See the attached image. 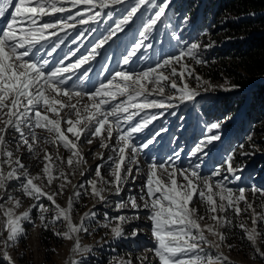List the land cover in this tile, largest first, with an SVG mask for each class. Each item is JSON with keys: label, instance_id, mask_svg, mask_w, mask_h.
I'll return each instance as SVG.
<instances>
[{"label": "snow or ice", "instance_id": "snow-or-ice-1", "mask_svg": "<svg viewBox=\"0 0 264 264\" xmlns=\"http://www.w3.org/2000/svg\"><path fill=\"white\" fill-rule=\"evenodd\" d=\"M125 2L126 0H0V18L7 17L4 27L0 28V191L7 195L9 188L13 187L10 182L17 181L19 190L28 198L37 201L19 215L15 213V208L21 206L20 200L9 196L13 207H5V204L0 203L4 217L3 229L7 232V238L3 241L5 247L15 245L24 235L22 225L24 221L31 219L33 208L39 209V219L44 222L45 229L57 222L66 225L65 231L55 233L57 236L73 239L75 234L86 232L85 220H91L96 213L85 212L79 224L72 221L74 204L82 195L79 189H84L87 185L92 195L101 201L106 200L104 192L111 189H114L115 195H120L129 177L133 176V167L136 174H140L138 153L141 148H148L154 143L155 137L167 131L160 129L154 132L143 145L137 147L132 140L133 134L142 132L158 116H145L139 121L136 118L146 110L171 108L174 107V100H192L198 95L186 83L178 86L173 79L179 77L183 80L185 75L194 74V69L181 62L190 57L196 63H201L196 55L198 44H192L176 55L163 58L153 67L140 71L118 70L106 83H100L90 90L78 89L75 82L69 83L73 81V77L78 81L88 79L91 69L85 65H90L100 55L99 49L118 38V34L133 22L142 7H152L156 10L142 25L140 39L133 40L127 54L122 58L123 65H129L132 57L145 47L144 40L147 39L148 32L165 15L170 0H164L159 6L152 3V0H134V4L126 9L121 18L113 21L114 26L108 27L106 34L88 49L87 54H81L73 61L71 57H76L79 48L70 50L55 65L45 58L52 56L63 43V40H59L61 32L66 33L77 25L98 23L105 15L111 19L112 14L105 10ZM52 37H57L58 42L45 55H39L41 48L37 46H42V42ZM76 42L73 40V43ZM177 64L181 65L180 71L175 67ZM166 88L175 90L179 95H165ZM220 127V123H213L208 131L212 132ZM40 132L46 135H41ZM114 134L116 143L110 145ZM82 138L89 145L99 139L101 148L111 149L113 155L107 157L105 163L109 165L112 180H104L101 169L105 167V163L97 165L94 171L98 179L81 183L69 197L67 206L61 207L56 203L55 197L62 193L65 183L71 181L63 170L64 159L49 153L43 146H62L70 153L66 161L67 167L79 168L81 164L87 163L80 151ZM219 139L218 134L207 136L190 149V155H206L207 145ZM13 142L16 144L15 150L10 147ZM21 148H25L32 158L41 161L43 167L40 173L33 175L21 157L15 154ZM97 155L102 161L105 160L103 154ZM179 156V151L174 152L167 158V164L150 161L144 184L140 188V199L143 203H137L136 196L129 195L126 200L118 202V208L149 210L148 219L151 221V231L156 242L153 251L158 264H225L228 257L223 253L215 256L202 254L205 253V245L219 249L226 240L219 228L225 225L235 226L227 216L217 213H225L231 209L239 216V203L243 201L247 205L245 211L252 210L253 227L249 229L243 223L238 227L253 245L260 235L257 222L264 223V213L255 212L252 204L247 201L244 188H240L236 195L222 183L213 182L212 176L220 175L221 169L214 170L212 176L203 177L199 172V164L178 168L173 158L178 160ZM232 160L233 156L226 158V171L238 180L239 176L235 173L239 169L232 167ZM161 173H167L166 177L162 178ZM81 175L85 173L81 171ZM57 179L63 181L59 185V192L44 191L41 184L46 181V186H51ZM37 181L41 183L38 184ZM98 183L102 186L98 187ZM251 191L264 195V189L253 188ZM41 197H46L55 208L50 219L45 215L48 208L38 203ZM3 199L4 196H0V200ZM196 200L206 205L207 218L214 221V224L201 223L206 216L199 214L195 207ZM135 218L138 219L139 216ZM127 219L125 216L118 217L122 223ZM112 232L120 237L123 229L119 226L113 227ZM206 232L216 239L209 240ZM0 235L3 233L0 232ZM72 251H84L78 237ZM256 252L264 257V252L259 248H256ZM3 255L11 262L8 252ZM71 264L79 262L73 260Z\"/></svg>", "mask_w": 264, "mask_h": 264}, {"label": "rangeland", "instance_id": "rangeland-1", "mask_svg": "<svg viewBox=\"0 0 264 264\" xmlns=\"http://www.w3.org/2000/svg\"><path fill=\"white\" fill-rule=\"evenodd\" d=\"M164 0H152V3L159 6ZM186 3L185 16L176 27L171 28L169 23L175 17V11L182 9ZM134 4V0L126 1L122 5L113 7L111 14L123 10L120 13V18L125 14L126 9ZM209 1L207 0H170L168 8L165 10V15L157 23V25L147 34V39L144 40L145 47H142L136 56L132 57L129 65L118 69L120 66L114 67L113 51L107 55V59L98 65L94 73H89V78L84 81H78L73 77L78 89L90 90L100 83H106L107 80L118 70L126 69L140 71L148 67L155 66L163 58L176 55L181 50H186L192 44H198L196 49L197 58L201 63H196L192 58L188 57L182 61V64H187L191 69H194L192 76H187L182 79L173 77L178 86L187 84L190 90L198 93L192 100L172 101L174 107L165 109H150L137 117V121L145 116L157 115L158 118L152 121L147 128L142 132L133 134V143L140 147L147 139L152 137V134L160 129H167L155 137L154 143L148 148H141L138 153L140 161V174H136V169L133 167V176L129 177L124 190L120 195L114 194V189L104 192L106 200L101 201L91 193L90 187L85 185L84 189H79L82 192L81 197L74 204V209L71 213L72 221L79 224L85 212H95L96 215L91 220H85L87 231H81L75 234L73 239H66L55 235L56 232L66 230V225L57 222L55 225H49L47 229L44 227V222L39 219L40 211L38 208L31 209V219L23 222L24 235H22L15 245L5 247L3 241L7 238V232L3 229V210L0 209V264H71V261H78L79 264H158V259L154 254L155 239L151 231V221L148 219L147 209L141 208L139 211L133 210L130 207L120 209L118 202L126 200L129 195H135L137 203L142 204L140 199V188L145 181V173L148 171L150 161L157 163H169L168 157L174 152L179 151V159H175V164L178 168H189L199 164V172L203 177L212 176L216 169H221L220 175L212 176L213 182H220L226 188L232 189L233 193L239 194V189L244 188L245 196L248 203L252 204L256 213H264V195L260 192L255 194L251 189H264V116L258 117L256 123H252L253 117H247L246 139L243 144L238 145L233 143L230 145L228 141H233L232 135L237 131H241L245 124L248 105L258 99L260 86H264V77H259L252 80L246 87L238 88L223 74L221 79H210L213 69L223 66L225 62L222 55V50L229 47H235L237 43H241L242 39H234L231 37V31L223 29L226 23L232 21L238 23L240 19L225 20L220 25L215 22H207L206 29H198L196 23H202L201 16L210 19L211 11L215 12L216 3L208 8ZM149 6H144L133 18V22L125 27V30L119 34L125 33L128 29L133 37V40H139V32L142 30V25L153 16L154 11ZM183 13V11L179 10ZM115 14V13H114ZM118 14H115L119 17ZM109 17L107 16L106 19ZM198 29V30H197ZM223 29V30H222ZM211 30V31H209ZM80 28L75 31L69 45L65 48L66 54L70 50L77 51L76 57H71L74 61L81 54H87L88 48H84L83 36L78 37ZM70 33V30H67ZM64 32H61L62 34ZM127 33V32H126ZM59 34V35H60ZM246 39V38H245ZM64 41L66 38L62 37ZM76 40V43H73ZM133 40H128L124 54H127L128 48L133 44ZM49 42L44 43L40 47L41 56L47 52ZM151 45V47H147ZM56 50L53 54H59ZM224 55V54H223ZM39 58V57H37ZM49 60L52 58L45 56ZM123 58V56H121ZM67 62V61H66ZM94 60L90 65L85 67L93 68ZM196 65H206L208 68L207 76L197 72ZM177 71L181 70V65H175ZM234 69V67H231ZM225 72V71H224ZM179 95L175 90L166 88L165 95ZM261 94V93H260ZM160 98V97H150ZM67 99V98H65ZM245 119V120H244ZM220 123L219 129H214L209 132L211 124ZM127 128V125L125 126ZM40 131V130H37ZM41 135H46L40 132ZM211 134H218L220 139L208 144L205 148L206 155L197 156L190 155V149L198 142L203 141ZM15 135V134H14ZM99 139L93 141L91 145L85 143L83 138L80 142V151L86 159V164H81L79 168H68L66 161L70 155L62 146L57 148L53 145H44L49 153L54 156L59 155L65 161L63 170L68 174L71 183H65L61 194L55 197L56 203L61 207H66L69 197L77 190L81 183L88 180H97L95 176V168L101 163H105L107 157L113 155L111 149L101 148ZM110 145L116 143L115 134L109 142ZM10 147L15 150L16 144L13 142ZM20 156L22 162L28 170L36 175L41 172L43 164L40 160L32 158L25 148L15 153ZM97 154H103L105 160L99 159ZM228 156H233L232 167L239 169L235 173L239 179H235L232 173L226 171L227 165L225 160ZM81 171L85 175H81ZM104 180H112L109 174V165L105 163V167L101 169ZM74 173V174H73ZM162 178L166 177L167 173H161ZM37 183H41L37 181ZM63 183L61 179L54 180L51 186H46V181L41 184L44 191L49 193L59 192V185ZM8 194L5 195L0 191V196H4L0 203L5 204V207H13V202H10L8 197H14L21 201V206L15 208L17 215L28 210L30 205L37 203L33 199L25 196L18 188L17 181H11ZM98 183V187H100ZM110 187V186H105ZM38 203L43 204L48 211L45 215L50 219L55 212V208L46 197H41ZM195 207L199 210L200 215H205L206 218L202 224H214L215 222L207 218L206 205L199 200L195 201ZM241 213L237 216L231 209L225 213L218 212L217 215L227 216L232 220L233 226L225 225L219 228V231L224 233L226 240L221 244L219 249L205 245V253L215 256L217 253H223L228 257L225 264H264V257L257 254L256 248L264 252V223L257 222V230L260 235L257 237L255 244L245 238V233L238 225L245 224L247 228L253 227L252 210L247 208V205L241 201L239 203ZM119 216L127 217L126 222H120ZM139 216V218H135ZM122 227L123 234L116 237L112 232L113 227ZM136 233L135 235L133 233ZM209 240H215L216 237L208 234ZM76 237H78L81 248L84 251L74 253L72 251ZM229 245L231 247H229ZM8 252L11 256V262L4 257L3 253Z\"/></svg>", "mask_w": 264, "mask_h": 264}, {"label": "trees", "instance_id": "trees-1", "mask_svg": "<svg viewBox=\"0 0 264 264\" xmlns=\"http://www.w3.org/2000/svg\"><path fill=\"white\" fill-rule=\"evenodd\" d=\"M191 0H185L190 2ZM211 7L216 3L215 12L211 11L210 19L201 16L202 23H196L198 29H206L207 22H215L220 25L225 20L240 19L238 23L232 21L226 23L224 30L231 31V37L234 39H243L241 43H237L235 47L222 50L225 62L223 66L216 67L212 71V75L208 78L219 80L222 72L233 82L238 88L246 87L252 80L264 77V0H207ZM183 8L177 9L175 17L169 20L171 28L176 27L185 16L186 3H182ZM179 10L183 11L180 12ZM197 29V30H198ZM222 29V30H223ZM211 31V30H209ZM246 38V39H245ZM224 54V55H223ZM197 72L207 76L208 68L206 65H196ZM231 67H234L231 68ZM225 71V72H224ZM221 75V76H220ZM258 99L253 105H248L247 116L244 127L238 133L235 143L243 144L246 139L247 117H253L252 123H256L258 117L264 116V86H260ZM264 131V129H263Z\"/></svg>", "mask_w": 264, "mask_h": 264}, {"label": "clouds", "instance_id": "clouds-1", "mask_svg": "<svg viewBox=\"0 0 264 264\" xmlns=\"http://www.w3.org/2000/svg\"><path fill=\"white\" fill-rule=\"evenodd\" d=\"M130 1V0H128ZM113 10V7L109 8V9H106L105 12H110ZM121 11L123 10H119L117 12H114L115 14H118L120 13ZM114 13H112V16H111V19H106L107 16H103L100 20V22L98 23H89V24H92L93 28H83V26L85 25H77V27L75 29H69L71 32L68 33H62L59 35V40H61L62 37L66 38V40L64 41V44H60V47L57 48L59 52V54H53L52 56H48L50 58H52L53 60L52 63L53 65L56 64V62L61 58V57H64L65 56V53H66V47L69 45L72 37L74 36V33L75 31H77L79 28H80V31H79V35L78 37H81L83 36V39H84V48H88V47H92L95 42L103 35V34H106V30L108 29L109 26H114L113 25V21L114 20H117L120 18V14L119 17H117ZM63 15H66V14H63ZM0 19H3V18H0ZM89 24H86V25H89ZM127 32V33H126ZM125 33L123 34H118V38L114 39V41H112L114 44L110 46V49H108V45L112 42H109V44L105 45L104 47H107V49L105 50L104 47L99 49V52H100V55H98L96 57V59L94 60L93 64V68L91 69V73H94L95 72V69L98 67V65L103 61V59H107V55L110 51H113V54L112 56L115 54V56L113 57V60H119V58L121 56H124V50L126 49V44L128 42V40H131V39H128L127 36H131L130 34V30L128 29ZM46 42H49V45H48V48H47V51L51 49L52 45L54 43H57L58 42V39L57 37H52L50 40L48 41H45V42H42V45H44V43ZM39 47V45L37 46ZM41 47V45H40ZM117 56H120V57H117ZM88 66V65H86ZM245 120V119H244ZM240 131H237L236 133H234L232 135V140L233 141H230L231 142V145H233V143H235V139L238 135Z\"/></svg>", "mask_w": 264, "mask_h": 264}, {"label": "bare ground", "instance_id": "bare-ground-1", "mask_svg": "<svg viewBox=\"0 0 264 264\" xmlns=\"http://www.w3.org/2000/svg\"><path fill=\"white\" fill-rule=\"evenodd\" d=\"M126 1H128V0H126Z\"/></svg>", "mask_w": 264, "mask_h": 264}]
</instances>
